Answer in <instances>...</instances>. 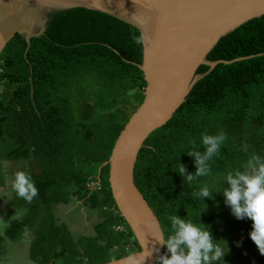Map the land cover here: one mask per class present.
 I'll list each match as a JSON object with an SVG mask.
<instances>
[{
	"label": "trees",
	"instance_id": "trees-1",
	"mask_svg": "<svg viewBox=\"0 0 264 264\" xmlns=\"http://www.w3.org/2000/svg\"><path fill=\"white\" fill-rule=\"evenodd\" d=\"M46 15L42 34L28 43L16 32L0 55V184L5 182L1 161L22 158L29 160L28 174L37 188L30 203L18 201L27 211L6 226L4 235L16 240L34 226L32 256L50 264H97L112 259L111 249L118 251L115 258L128 254L125 242L131 237L139 248L115 205L109 165L103 162L144 98L146 80L138 65L141 33L133 24L82 6L50 9ZM238 57L243 58L220 62L200 78L173 116L150 133L139 150L134 178L158 216L164 238L170 231L168 217L174 214L202 224L216 242L229 246L231 257L222 264H264V255L248 238L249 218L237 219L225 205L194 195L200 186L242 169L253 153L264 157V15L221 37L207 55L210 60ZM208 69L201 64L197 72ZM92 74L95 85L103 80L105 98L90 94L87 87L77 96L65 92ZM218 132L225 139L208 161L209 174L195 176V157L186 153L203 154L201 134ZM180 164L183 175L176 171ZM189 173L192 181L184 179ZM91 181L99 187L89 186ZM72 187L88 204L105 210L93 244L71 238L69 247L52 216L50 206L68 201ZM122 221L126 230L116 229ZM161 255H170L165 246Z\"/></svg>",
	"mask_w": 264,
	"mask_h": 264
},
{
	"label": "water",
	"instance_id": "water-1",
	"mask_svg": "<svg viewBox=\"0 0 264 264\" xmlns=\"http://www.w3.org/2000/svg\"><path fill=\"white\" fill-rule=\"evenodd\" d=\"M82 6L111 14L140 29L146 85L144 98L117 136L108 181L115 205L139 248L97 264H154L164 250L160 220L135 183L139 150L164 125L194 84L218 63L208 53L219 39L246 21L264 15V0H0V55L16 32L29 43L46 28L47 11ZM201 64L209 65L197 72ZM100 171V168H99ZM157 233L161 239H157Z\"/></svg>",
	"mask_w": 264,
	"mask_h": 264
},
{
	"label": "clouds",
	"instance_id": "clouds-1",
	"mask_svg": "<svg viewBox=\"0 0 264 264\" xmlns=\"http://www.w3.org/2000/svg\"><path fill=\"white\" fill-rule=\"evenodd\" d=\"M139 42V41H138ZM225 139L223 132L215 134L202 133L200 143L204 145L203 154L189 150L186 154L195 157V176H205L210 172L208 161L219 150ZM247 150V147H244ZM179 174L185 173V167L180 164L176 169ZM186 181L193 180V174L184 176ZM227 187L222 191L225 204L230 206L232 214L237 218H249L251 230L248 238L255 244L258 252L264 255V157L253 153L243 164L242 169L225 174ZM11 188L18 198L31 202L37 195V188L31 175L24 170L14 173ZM194 195L203 199L212 198V192L207 185H202ZM170 231L162 240L163 245L170 255H160L159 264H212L221 260L226 248L222 242L214 240L210 231L202 224L183 219L177 215L168 217ZM157 239H161L157 233ZM240 242H237L239 246ZM132 264H143L137 261L133 254H129Z\"/></svg>",
	"mask_w": 264,
	"mask_h": 264
},
{
	"label": "crops",
	"instance_id": "crops-1",
	"mask_svg": "<svg viewBox=\"0 0 264 264\" xmlns=\"http://www.w3.org/2000/svg\"><path fill=\"white\" fill-rule=\"evenodd\" d=\"M6 160H3V162ZM2 162V167L4 171V164ZM4 173H6L4 171ZM7 174V173H6ZM7 176V175H6ZM98 182V181H97ZM9 180L6 178L4 184L0 186L1 190H5L6 188L11 185L8 184ZM4 193L3 191V199L4 201L10 200L11 196L8 192L10 190H7ZM72 192L69 196V200L66 202H56L53 203L51 207V213L56 221V223L60 222L65 225L66 230L70 233L72 232L74 235V238L79 241L82 236H89L93 235V233L86 232V228L92 227V225H96L98 222L102 221L104 219V212L103 209H101V206L94 207L93 205H90L86 202L84 198H81L79 194L74 193L75 188H71ZM5 202V203H6ZM13 208L19 207L20 212L13 214V216L7 217L5 214L9 213L10 208L9 205L1 206L0 209V245H1V257H0V264H10L9 260L11 259L12 255L15 253V250L19 253L21 258L25 260V262H29L28 264H50V262L46 261L42 256H32L31 254V247L33 244V240L35 239V230L36 228L29 227L27 228L22 235L16 239V240H10L4 235V231L6 226L14 219L19 218L23 216L27 208L25 205H12ZM22 208V209H21ZM25 209V211H24ZM94 210V211H93ZM10 218V219H9ZM31 240V241H30ZM6 242H23V244L20 247L13 248V253L10 255L8 253L7 248H4V245ZM130 241H126L125 243H128ZM17 248V249H16ZM12 252V251H11ZM24 264V262L22 263Z\"/></svg>",
	"mask_w": 264,
	"mask_h": 264
},
{
	"label": "rangeland",
	"instance_id": "rangeland-1",
	"mask_svg": "<svg viewBox=\"0 0 264 264\" xmlns=\"http://www.w3.org/2000/svg\"><path fill=\"white\" fill-rule=\"evenodd\" d=\"M86 75H88V74H90V73H88V72H86L85 73ZM87 78V77H86ZM89 81H87V80H85V76H82L80 79H79V81H80V83H79V85H78V88H75V87H73V89H66L65 90V92L68 94V93H70V94H73V96H77V95H80V94H82V88L84 87H87L88 88V90H87V92H89L90 94H92V95H100V94H103V89H102V83H103V80L102 79H100L99 78V80H98V85H95L96 83H93V82H95V81H97L96 80V78H95V74H92L90 77H89ZM93 83V84H92ZM77 86V85H76ZM103 96H104V98L106 97V95L105 94H103ZM1 162H3V160L1 161ZM34 169H39L38 167H39V165L36 163V160H34ZM3 164H4V171L7 173H4V171H3V169H2V176H3V180H6V178H8V180H9V185H11V183H12V179H13V176H14V173L16 172V171H19V170H24L26 173H29V170H30V167H29V160H27V159H22V158H18V159H10V160H6V161H4L3 162ZM98 173H99V167H98ZM7 175V176H6ZM97 175V174H96ZM99 185V182H95V181H91V182H89V186H91V187H95V188H97V187H99L98 186ZM208 187H209V189H210V191L212 192V198L210 199V198H208L207 197V200L211 203V205H219V207H221V208H223L224 207V205H225V207H226V211L230 214V215H232V216H234L233 214H232V212H231V209H230V206L229 205H227V204H225V202H224V197H223V195H222V191H223V189L225 188V187H227V182H226V180H224V178L223 177H218V178H215V180L212 182V184H210V183H207L206 184ZM0 186H1V184H0ZM94 188V189H95ZM7 189V188H6ZM6 189L5 190H1L0 189V209H1V206H4L5 204L6 205H9V208H10V212L9 213H6L5 215L7 216V217H12L13 216V214H15V213H18V212H20V208L19 207H14L13 208V206L12 205H20L19 203H18V201L20 200V199H22V198H18L16 195H15V193H14V191L12 190V188L9 186L8 187V189L7 190H10V192H8L9 193V195L11 196V198H10V200H8L7 202L6 201H4V199L2 198L3 197V192L5 191L6 192ZM3 191V192H2ZM4 192V193H5ZM6 202V203H5ZM15 203V204H14ZM94 207H98V206H100V205H97V206H95V205H93ZM22 209V208H21ZM24 211H25V209H24ZM94 211V210H93ZM9 218V219H10ZM121 223H123V225L124 226H126V224L122 221ZM100 224V223H99ZM99 224L97 223L96 225H92V227H88V228H86V232H90V233H93L94 232V234L93 235H89V236H87V237H85V236H82V237H80L81 239H80V241L83 243V244H93V239H94V237H95V235H97V233H98V231H99ZM58 232H60V233H62V235L65 237H67V243H68V245H69V247H71L72 246V244H71V238L73 239L74 238V235H73V233L72 232H70V234L67 232V230H66V228H65V225L64 224H62V223H60V222H58ZM66 233H68V235H66ZM73 236V237H72ZM69 237H70V239H69ZM75 239V238H74ZM31 241V240H30ZM128 241H133L132 240V237L131 238H129L128 239ZM23 244V242H6L5 244H2V246L4 245V248L6 247L7 248V251H8V253H10V255L13 253V248H15V247H20L21 245ZM222 247H224V248H226L227 250H226V252L224 253V255H223V257H222V259L221 260H218V261H215V262H213L214 264H222L223 262H227L228 260H229V258L231 257V250H230V248H229V246L228 245H226V244H222L221 245ZM0 247H1V245H0ZM132 247H134L133 249H132ZM135 244H133L131 247H130V250H129V248H127L128 250H129V252H131V251H133V250H135ZM17 249V248H16ZM12 251V252H11ZM109 256L110 257H112V258H115L114 256H117V254H118V251H115L114 249H111V250H109ZM22 256H20L19 255V253L17 252V250H15V253L12 255V257H11V259L9 260V262H10V264H22L23 262H24V264H28L27 262H25V260L23 259V258H21ZM84 259H86V258H84ZM84 262V261H83ZM90 262V261H89ZM88 264V260H85V264Z\"/></svg>",
	"mask_w": 264,
	"mask_h": 264
},
{
	"label": "built area",
	"instance_id": "built-area-1",
	"mask_svg": "<svg viewBox=\"0 0 264 264\" xmlns=\"http://www.w3.org/2000/svg\"><path fill=\"white\" fill-rule=\"evenodd\" d=\"M116 229L118 230H126L125 226L123 225V223L117 224L114 226ZM134 243L132 241L125 243V247L126 248H130Z\"/></svg>",
	"mask_w": 264,
	"mask_h": 264
}]
</instances>
